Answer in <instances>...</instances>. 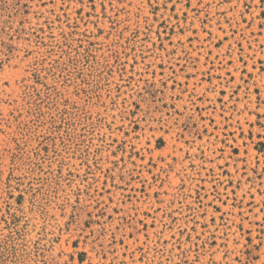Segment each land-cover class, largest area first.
<instances>
[{"label": "rangeland", "instance_id": "obj_1", "mask_svg": "<svg viewBox=\"0 0 264 264\" xmlns=\"http://www.w3.org/2000/svg\"><path fill=\"white\" fill-rule=\"evenodd\" d=\"M0 264H264V0H0Z\"/></svg>", "mask_w": 264, "mask_h": 264}]
</instances>
